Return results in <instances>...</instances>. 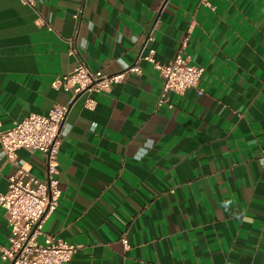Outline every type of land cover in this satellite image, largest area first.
<instances>
[{"label":"crops","instance_id":"1","mask_svg":"<svg viewBox=\"0 0 264 264\" xmlns=\"http://www.w3.org/2000/svg\"><path fill=\"white\" fill-rule=\"evenodd\" d=\"M29 1L0 0V129L65 104L51 82L78 59L140 69L92 110L75 99L44 234L81 246L71 264H264V0H85L77 26L75 0ZM184 42L203 93L158 106L162 79L140 57L166 64ZM16 161L45 179L41 153ZM14 172L0 148V194ZM8 237L0 208V254Z\"/></svg>","mask_w":264,"mask_h":264},{"label":"built area","instance_id":"2","mask_svg":"<svg viewBox=\"0 0 264 264\" xmlns=\"http://www.w3.org/2000/svg\"><path fill=\"white\" fill-rule=\"evenodd\" d=\"M75 1L78 8L73 19L77 26L85 0ZM27 2L32 3L29 0ZM69 43L70 54L77 57L73 39ZM184 47L185 42L176 56L166 64L157 62L152 51L140 57L162 79L158 106L167 101L169 94L182 96L189 89L196 90L198 95L203 93L199 88L203 68L191 64ZM129 73L140 74V69L133 65L118 73L104 74L91 70L83 60L78 59L72 72L56 77L51 82L52 89H61L69 95L65 104L54 105L45 115L30 114L11 127L0 129V148L6 160L15 166L14 174L7 179V190L0 194V208L9 228L8 246L0 254L4 264H71L72 256L81 246L43 232V224L56 211L61 196L57 178L58 153L62 139L68 134L62 125L79 95L87 94L83 106L92 110L96 105L93 97L107 93L112 84L121 82ZM22 149L43 155L44 180L33 177L17 163V152ZM120 241L127 248L126 238L122 237Z\"/></svg>","mask_w":264,"mask_h":264}]
</instances>
